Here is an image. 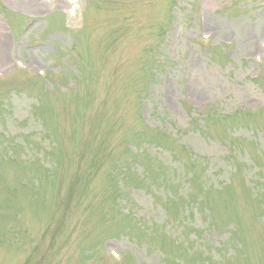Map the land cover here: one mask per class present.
<instances>
[{
    "label": "rangeland",
    "instance_id": "obj_1",
    "mask_svg": "<svg viewBox=\"0 0 264 264\" xmlns=\"http://www.w3.org/2000/svg\"><path fill=\"white\" fill-rule=\"evenodd\" d=\"M0 264H264V0H0Z\"/></svg>",
    "mask_w": 264,
    "mask_h": 264
}]
</instances>
